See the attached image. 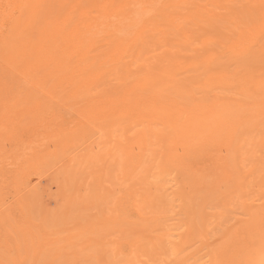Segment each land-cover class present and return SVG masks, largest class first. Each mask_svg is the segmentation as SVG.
<instances>
[{
  "label": "rangeland",
  "instance_id": "1",
  "mask_svg": "<svg viewBox=\"0 0 264 264\" xmlns=\"http://www.w3.org/2000/svg\"><path fill=\"white\" fill-rule=\"evenodd\" d=\"M1 1L0 20L12 10L23 29L18 37L4 29L12 48L4 50L9 57L2 51L6 65L0 60V264H264V91L252 84L264 83V0H187L124 45L97 36L83 62L63 38L45 36L46 26L64 22L72 10L76 18L67 23L78 20L81 29L117 24L124 6L111 16L107 0H73L75 7L71 0L44 1L38 13L45 29L37 25L40 13L27 21L26 12ZM58 7L62 16L68 12L62 19ZM243 31L256 32V40L231 48ZM38 37L43 47H33ZM53 42L60 51L53 52ZM47 46L56 58L45 59ZM44 59L56 69L51 64L50 72ZM152 86L164 97V113L152 111L157 101L146 94ZM133 91L139 93L129 104ZM216 104L235 118L232 133L217 139L214 159L187 153L197 105Z\"/></svg>",
  "mask_w": 264,
  "mask_h": 264
},
{
  "label": "bare ground",
  "instance_id": "2",
  "mask_svg": "<svg viewBox=\"0 0 264 264\" xmlns=\"http://www.w3.org/2000/svg\"><path fill=\"white\" fill-rule=\"evenodd\" d=\"M3 1V0H2ZM1 1V2H2ZM47 2L48 1V3L47 4H49V2L51 1H49V0H6V1H4L3 2V4L4 5H6L7 3L9 4V5H11L12 7H11V9H13V8H16V7H18V9H19V12H26L27 13V21H28V17H29V15H31V17H33V18H35L36 16H37V13H38V9H41V11H42V9H44V7L46 6L45 4L46 3H44V5L43 6H41L42 5V3L43 2ZM53 1V0H52ZM51 1V2H52ZM54 1H56V0H54ZM59 1V0H58ZM63 4L64 3H66L65 2V0L64 1H62V0H60ZM67 1H70V0H67ZM72 1L73 0H71L70 2H71V5H72ZM83 0H77L76 2H75V0H74V2L75 3H77L78 5H80L79 3H81ZM84 1H86V0H84ZM83 1V2H84ZM217 1V0H216ZM232 1H235V0H232ZM255 1V0H254ZM7 2V3H6ZM70 2H69V4H70ZM82 2V3H83ZM93 2V1H92ZM115 2L116 1H114V0H107V3H108V6L106 7L107 9L106 10H108V11H110L112 14H110V12H108V11H106V12H108L111 16H115V14L113 13V11H115V10H123V8L125 7V15H124V18L119 22V23H113V22H107V23H105L104 25H103V27H99V25H97V24H95V26L92 24H88L87 25V23L86 24H83V26H84V28H80V24H78V20H74L75 22H73L72 23V25H69L68 23H67V21L68 22H70V21H72L73 20V17L75 16V18H76V14L74 15V10H72V12L70 13V15L71 16H69V17H67V18H65L66 20L64 21V22H62V23H58L57 24V22H56V24L57 25H54L53 27H51L50 25L49 26H46V28H47V30H46V34H45V36L46 35H48L49 34V36L50 35H58L59 36V38L58 39H60V38H63L64 39V41L65 42H68V48L67 49H69V44L71 45L70 46V49H71V51L72 50H74V51H72L71 53H72V55L73 54H78V56H81V58H82V62L83 61H85L86 59H89V57L88 58H86L87 57V50L89 49V48H91V47H93L96 43V41H97V36H100V35H105L108 39H110V41L109 42H113L114 44H115V46H119V45H124V43H125V41H126V43H128L129 41H130V39L132 38V36L133 35H136V36H138L140 33H143L144 32V30L147 28V27H149L150 26V24H152L154 21H155V19L156 18H158L159 16H164L165 15V13L167 12V11H169L171 8L172 9H178V8H180V6H181V4H186L187 3V0H127V2L125 1V3L122 5V6H118L119 5V3L116 5L115 4ZM122 2H124V0L122 1ZM6 3V4H5ZM54 3V2H53ZM60 3V2H59ZM61 3V4H62ZM85 3V2H84ZM190 3V2H189ZM217 2H215V4H216ZM58 4V3H57ZM264 4V3H263ZM51 5H52V3H51ZM75 5L76 4H74V5H72V7H75ZM43 7V8H39V7ZM55 5L53 4V7H54ZM57 6V5H56ZM59 6H60V4H59ZM116 6H118V8H116ZM124 6V7H123ZM48 7V6H47ZM60 7H63V6H60ZM60 7H58V8H56L55 10H57V9H60ZM197 7V6H196ZM256 7V6H255ZM5 8H6V6H5ZM7 8H8V6H7ZM6 8V9H7ZM46 8V7H45ZM51 8V7H50ZM9 9H10V7H9ZM48 9V8H47ZM54 9V8H53ZM53 9H50V10H47V13H45L46 15H42V16H44L43 17V19L44 18H48L47 17V15L49 14V13H51V12H53V11H55V10H53ZM63 9V8H62ZM61 9V10H62ZM199 9H200V7H199ZM257 9V8H256ZM262 9V8H261ZM260 9V7H259V10H261ZM203 10V9H202ZM258 10V9H257ZM263 10V9H262ZM9 11V13H10V11H11V13L13 12L12 10H7L6 11V13ZM39 12L38 14L40 15V16H38V18L40 17V18H42L41 17V13L43 14V12ZM58 11V14H59V12H60V16H61V19L68 13V12H66L65 13V15L64 16H62V12L60 11V10H57ZM56 11V12H57ZM70 11V10H69ZM77 11V10H76ZM200 11H201V9H200ZM49 12V13H48ZM56 12H55V14H56ZM106 12H104V14H106V16H108L107 15V13ZM119 12V11H118ZM122 12V11H121ZM124 12H123V14H124ZM203 12V11H202ZM5 13V15H7L6 17H5V19L4 20H2V24H1V22H0V45L1 44H3V45H5L6 46V48H1L2 50H0V52H5L6 50H8L9 49V47L10 48H12L11 46L12 45H10V43L11 42H9L8 43V41L6 42L5 41V30L4 29H6V27H7V32L9 33V35L10 34H12L11 36L13 37L14 36V34H16V36L15 37H18L17 36V34H18V32H19V30H20V32H22V27L23 26H21V28L22 29H20L19 28V30L17 29L18 28V23H15V19L17 18H15V17H13V14L15 13V12H13L12 14L10 13V14H6ZM18 13V12H17ZM54 13V12H53ZM200 13V12H199ZM198 13V14H199ZM205 13V12H204ZM261 13V12H260ZM263 13V12H262ZM103 14V15H104ZM264 14V13H263ZM3 15H4V13H3ZM74 15V16H73ZM86 15V13H82L81 14V19L82 18H84V16ZM0 16H2V13L0 12ZM15 16V15H14ZM17 16V15H16ZM23 16V15H22ZM35 16V17H34ZM46 16V17H45ZM200 16V15H199ZM3 17V16H2ZM8 17H9V19H8ZM6 18L8 19V21H9V23L7 24V25H5L4 23H3V21L5 22V20H6ZM39 18V20H40V22L38 21V23H37V25H39V26H41V27H43V28H45L44 26V24L43 23H45L46 24V20H44L43 22H42V20ZM50 18H52L53 19V17L51 16ZM113 18V17H112ZM160 18V17H159ZM18 19V18H17ZM56 19V18H55ZM78 19V18H77ZM85 19V18H84ZM0 20V21H1ZM48 20H50V19H48ZM7 21V20H6ZM7 21V22H8ZM20 20H18V22H19ZM60 21V20H59ZM76 21H77V23H76ZM82 21H84V20H81V22ZM24 22H26V21H24ZM61 22V21H60ZM48 23V22H47ZM83 23V22H82ZM50 24V23H49ZM20 25H24V23L23 24H20ZM25 25H26V23H25ZM24 25V26H25ZM44 25V26H43ZM52 25V24H51ZM39 26L37 27V28H39ZM20 27V26H19ZM41 29V31L42 30H44L45 31V29ZM249 28V27H248ZM253 28V27H252ZM26 29V28H25ZM28 29V28H27ZM40 29V28H39ZM38 29V30H39ZM238 29V28H237ZM251 29V28H250ZM36 30V29H35ZM38 30H36L37 31V35L34 33V35H36V36H42V35H44L43 33L42 34H40L39 35V32H38ZM240 30H243V29H240ZM13 31L14 32H16V33H14L13 34ZM40 31V30H39ZM19 32V33H20ZM23 32H25V31H23ZM26 33V32H25ZM29 33V32H28ZM48 33V34H47ZM242 34H241V38L240 39H238L237 41H236V43H234L233 44V46L231 47V48H241L242 50H244L246 47H248V45L250 44V43H252V42H254L255 40H256V38H257V35H256V32H251V31H243V32H241ZM4 34V35H3ZM21 34V33H20ZM19 34V35H20ZM23 35H24V33H23ZM33 35V36H34ZM22 36V35H21ZM44 36V37H45ZM49 36H47V38L49 37ZM135 36V37H136ZM23 37V36H22ZM24 37H25V35H24ZM43 37V36H42ZM42 37H38L37 38V40H35L36 41V45H34V43H35V41H33L34 43H32L33 44V47H37V45H38V47L37 48H39V45H40V40H38V39H41ZM212 37V36H211ZM210 37V38H211ZM27 38V37H26ZM26 38H24L25 39V41H26ZM46 38V39H47ZM54 38V37H53ZM99 38V37H98ZM205 38H206V36H205ZM13 39V41L12 42H16V41H14L15 39L14 38H12ZM45 39V41H47V42H49V41H51L50 39H48V40H46ZM54 39H56V37L54 38ZM53 39V40H54ZM57 39V40H58ZM8 40V39H7ZM16 40H17V42H18V40L19 39H17L16 38ZM28 40V39H27ZM42 40V39H41ZM37 41H39V42H37ZM213 41V40H212ZM19 42H20V40H19ZM47 42L45 43H43V45H45L46 46V44H47ZM57 42V41H56ZM59 42H61V40L60 41H58V43ZM5 43V44H4ZM39 43V44H38ZM57 43V44H58ZM64 43V42H63ZM13 44V43H12ZM18 45H19V47L17 46V48H18V50H20L19 48H20V44L19 43H17ZM50 44V43H49ZM51 44H52V42H51ZM53 44H54V46L56 47V48H54L53 49V52L57 49V50H59L60 51V49L59 48H57V45H55V42H53ZM65 44V43H64ZM3 45H1V47L3 46ZM7 45H8V48H7ZM10 45V46H9ZM59 45H60V43H59ZM66 45V44H65ZM24 46V44H22V46H21V48ZM41 47H43L42 46V42H41V45H40ZM50 46V45H49ZM53 46V45H52ZM51 46V47H52ZM62 46H64V45H62ZM40 47V48H41ZM50 47V48H51ZM95 47V46H94ZM32 48V47H31ZM47 48H49L48 46H47ZM50 48H49V50H50ZM61 48V47H60ZM6 49V50H5ZM36 48H34V52L35 51H38V50H35ZM66 49V48H65ZM5 50V51H4ZM10 50V49H9ZM24 50V49H23ZM45 50H46V52L44 51V55H45V53H46V55L48 54L49 55V57H46L45 56V59L47 58V59H49L50 57L52 58V56H50L51 55V53L52 54H54V57L56 58L57 56V53H56V55H55V53H53L52 52V48H51V51H48L46 48H45ZM47 51H48V53H47ZM64 50H62V52H63ZM70 50H68V52H69ZM118 51V50H117ZM121 51V50H120ZM3 52H2V55H3ZM7 52V51H6ZM5 52V53H6ZM11 52H13V51H11ZM16 52V51H15ZM20 52H22V51H20ZM23 52H25V50L23 51ZM31 52V51H30ZM30 52H27V54H30ZM33 52V53H34ZM66 52H67V50H66ZM67 52V53H68ZM89 52V51H88ZM9 53V52H8ZM8 53H6L7 54V57H9L8 56ZM19 53V52H18ZM32 53V52H31ZM37 53H39V55L41 54V52L40 51H38V52H35L34 54H36V56H37ZM1 54V53H0ZM10 54H12V53H10ZM17 54V53H16ZM16 54H12L13 55V57H14V55L16 56ZM34 54H32V55H34ZM60 54V53H59ZM63 53H61V55H62ZM65 54V53H64ZM64 54H63V56H64ZM5 55V54H4ZM3 55V58H1L0 60H2V62L4 61V58H7V57H5ZM11 55V56H12ZM19 56H21L20 54H18ZM17 55V57H18V59L20 60H23L22 58H20L19 56ZM43 55V56H44ZM61 55H59V56H61ZM69 55H70V53H69ZM63 56H61L62 58H63ZM68 56V55H67ZM32 56H30V58H31ZM70 56H68V58H67V60H70V58H69ZM33 58V57H32ZM36 58V57H35ZM39 58H40V56H39ZM54 58V59H55ZM62 58H60V59H62ZM64 58H65V56H64ZM12 59V57L10 58V60ZM25 59V58H24ZM26 59H28V57L26 58ZM37 59V58H36ZM44 59V60H45ZM46 59V60H47ZM54 59H51V60H54ZM60 59H55V61L57 60V63H55V64H59L58 63V61L60 60ZM7 60V59H6ZM12 60H14V59H12ZM20 60V61H21ZM29 60V59H28ZM32 60L33 59H31L30 61L32 62ZM35 60V59H34ZM33 60V61H34ZM37 60H39V59H37ZM43 60V61H44ZM45 60V61H46ZM91 60V61H90ZM89 61H90V63L92 62V59H90ZM95 60V59H94ZM93 60V61H94ZM100 60V59H99ZM99 60H98V62L97 63H100L99 62ZM110 60V59H109ZM9 61V60H8ZM25 60H23V62H24ZM27 61V60H26ZM42 61V59L40 58V60L38 61V62H41ZM55 61H53V62H55ZM65 61H66V59H65ZM79 60H77V62H78ZM89 61H87V63H89ZM22 62V61H21ZM20 62V63H21ZM23 62H22V64H23ZM30 62V63H31ZM35 62V61H34ZM34 62H33V64H34ZM52 62V61H51ZM103 62V61H102ZM101 62V63H102ZM108 62V61H107ZM4 63V62H3ZM6 63V62H5ZM4 63V64H5ZM19 63V62H18ZM20 63H19V65H17V66H21L20 65ZM28 63V62H27ZM43 63V62H42ZM46 63L49 65H45V66H48L49 67V69L51 68L50 66H51V64L52 63H50V62H48V61H46ZM50 63V64H49ZM62 63V62H61ZM96 62L94 63V64H97ZM109 63H110V61H109ZM109 63H103V64H107V65H102V67H103V69H104V67H106V66H108V65H110ZM36 65H41L40 63H35ZM70 64V63H69ZM86 64V63H85ZM93 64V62H92V65H94ZM3 65V64H2ZM6 65V64H5ZM7 65L9 66V64L7 63ZM12 64H10V66H11ZM32 65V64H31ZM36 65H34V66H36ZM38 65V67H40ZM54 64H52V66H53ZM65 66L67 65V64H64ZM82 65H84V64H82ZM90 65V64H89ZM92 65H90V66H92ZM9 66V67H10ZM16 66V65H15ZM14 66V67H15ZM16 66V67H17ZM27 66V65H26ZM26 66H24V67H26ZM42 66V65H41ZM45 66H43V67H45ZM58 66H60V65H57V67ZM64 66V67H65ZM72 66V65H71ZM79 66L80 65H78V68H79ZM99 66V65H98ZM98 66H97V68H98ZM12 67H13V65H12ZM13 67V69H14V72L18 69H16V67L14 68ZM21 67H23V65L21 66ZM29 67V69H31L30 68V64H29V66H27V68ZM53 67H55V65L53 66ZM52 67V68H53ZM62 67V66H61ZM74 67V66H73ZM81 67V66H80ZM89 67V66H88ZM35 68V67H34ZM36 68H37V66H36ZM52 68H51V70H50V72L52 71ZM59 68V70L58 71H60V67H58ZM67 68V67H66ZM65 68V69H66ZM75 68H76V66H75ZM84 68H85V66H84ZM92 68V69H91ZM91 68H89V69H91L93 72L94 71H96V70H93V67H91ZM10 69H12V68H10ZM33 69V68H32ZM45 70H46V67L44 68ZM53 69H56V67L55 68H53ZM68 69H69V65H68ZM71 69V68H70ZM73 69V68H72ZM80 69V68H79ZM87 69V68H86ZM88 69V70H89ZM99 69V70H98ZM97 70L98 71H102V70H100V68H98ZM18 70H20V69H18ZM18 70L16 71L17 73H18ZM21 70H23V68L21 69ZM35 70H40V69H35ZM48 70V69H47ZM61 70H62V68H61ZM27 71H28V69H27ZM32 70H30V73H29V75L31 74V73H34V72H31ZM64 71V70H63ZM62 71V72H63ZM72 71H74V70H72ZM76 71V70H75ZM79 71H81V70H79ZM84 71V70H83ZM14 72H12V73H14ZM49 72V73H50ZM55 73H56V71H54ZM54 72H52L53 74H54ZM71 72V71H70ZM85 72H86V70H85ZM89 74H90V72L89 71H87ZM103 72V71H102ZM66 73V70L64 71V73H62V74H59V75H64ZM19 74V73H18ZM36 74V73H35ZM72 74V73H71ZM16 75V74H15ZM32 75V74H31ZM37 75V74H36ZM49 75H51V73L49 74ZM66 75V74H65ZM85 76H86V74H84ZM91 75V74H90ZM92 75H93V73H92ZM95 75V74H94ZM93 75V76H94ZM12 76H13V74H12ZM34 76V75H33ZM33 76H32V80H33ZM60 76V77H61ZM74 76H76L75 74H74ZM73 76V77H74ZM77 76H79V75H77ZM76 76V77H77ZM127 76H129V74L127 75ZM156 76H158V75H156ZM255 76V75H254ZM23 77V76H22ZM25 77V76H24ZM29 77H31V76H29ZM28 77V78H29ZM35 78H36V76H34ZM38 77V76H37ZM55 77H57L56 75H55ZM55 77H54V79H55ZM69 77V76H68ZM67 77V78H68ZM71 77V76H70ZM89 77V76H88ZM98 77V76H97ZM155 77V76H154ZM15 78V77H14ZM46 78V77H45ZM72 78V77H71ZM94 79L96 78V77H93ZM253 78V77H252ZM258 78V77H257ZM30 79V78H29ZM40 78L38 77V78H36V79H34V80H39ZM58 79V78H57ZM82 79V78H81ZM84 79V78H83ZM86 79V78H85ZM85 79H84V81H85ZM140 79V78H139ZM159 79V78H158ZM43 80H46V79H44L43 78ZM88 80H90V79H88ZM154 81H155V79H153ZM152 80V81H153ZM261 80V79H260ZM79 83H80V78H78V80H77ZM150 81H151V78H149V83H150ZM153 81V82H154ZM36 82V81H35ZM82 82V81H81ZM5 83V82H4ZM89 83V82H88ZM76 84V83H75ZM74 84V85H75ZM78 84V83H77ZM81 84V83H80ZM252 84H253V86L256 88V89H261V90H263L264 91V83H262V82H259L258 80L256 81V80H254V79H252ZM260 84H262V86H260ZM6 85V84H5ZM78 87H80L79 86V84L77 85ZM156 87V86H155ZM5 88V87H4ZM11 88H14V85H13V87H11L10 86V90H13V91H11V92H14V89H11ZM8 89H9V87H8ZM132 89V88H131ZM137 89V88H136ZM147 89V88H146ZM150 90H151V88H149ZM153 89H154V86H152V92H150L149 90H147L146 91V94H150V93H152V94H150L151 95V97H150V100L149 101H151V100H156L157 101V105H156V107L154 108V109H152V111H153V113H155V114H161V113H164V110L163 109H161V108H163V107H165V105H164V101L165 100H163L164 99V97H162L161 95H159V96H157V94H158V92H156V91H158V90H156V91H153ZM158 89V88H157ZM139 92H143V91H141V90H139V89H137ZM81 91H82V89H81ZM138 91H136L137 93H139ZM145 91V90H144ZM135 91H133V92H129V94H128V97L130 98V99H126V100H128L129 101V104H130V102L132 101V97L133 96H135V93H134ZM148 92V93H147ZM261 91H258L257 93H255V94H259ZM15 93V92H14ZM13 93V94H14ZM126 93H128V92H126ZM12 94V95H13ZM140 94H143V93H140ZM11 95V96H12ZM16 97V95H14V97H12V98H15ZM140 97V96H139ZM139 97H136V98H134L135 99V101H136V99L138 98L139 99ZM142 97V96H141ZM140 97V98H141ZM249 98V97H248ZM133 99V100H134ZM140 100V99H139ZM128 101H126L127 103H128ZM143 101V100H142ZM263 102H264V99L262 100ZM261 101V102H262ZM124 104V103H123ZM126 104V103H125ZM137 104H138V106H140L141 105V102L140 101H138L137 102ZM15 105V104H14ZM117 105L118 106H115L114 108H119V106L121 105L120 104V102H117ZM151 105V104H150ZM217 105H219V104H216V105H210L208 108H204V109H202V107H201V105H197V108H196V111H195V113L193 114V117H191L192 118V120L190 121V124H189V127L191 126L192 127V129H191V131L190 132H187V135H186V139L190 136V134L191 133H194L193 134V136H191L190 137V139L188 140V141H186V146H185V151L187 152V153H190L191 151H202V153H205V154H203L204 155V157H209V158H213V153H214V151H215V149H216V147L218 148V146L217 145H221V144H217V139H220V138H222L223 140H224V137L225 136H230V134L232 133V131H228V127H229V124H232V126H234L236 123H234L236 120H235V118L231 115V113H227V111H226V109L225 108H222L223 107V104L221 105L220 104V106L218 107ZM104 107L103 106V104H99V105H97L96 107L97 108H99L100 109V111H103L104 109H105V107L103 108V109H101V107ZM144 107V106H143ZM168 107V106H167ZM23 108V107H22ZM241 108V107H240ZM234 109H236V108H234ZM18 111V110H17ZM120 113H122V109H119L118 110ZM6 112H7V110H6ZM176 114H177V119L178 120H180V117L181 116H183V110L182 109H177L176 111H174ZM187 112V111H186ZM191 113H193V111H191ZM22 114V113H21ZM230 115V119L228 120V115ZM242 116V115H241ZM181 127V125H177L176 124V119H175V129H179ZM207 128H209L210 129V132L209 133H203V132H205V130L207 129ZM3 130V129H2ZM235 131V130H234ZM11 133V132H10ZM223 140H222V142H223ZM220 141V140H219ZM171 158H172V156H171ZM175 158H176V156H175ZM173 159V158H172ZM181 159V158H180ZM205 159V158H204ZM214 159V158H213ZM175 160H177V159H175ZM172 161V160H171ZM174 161H172V163H173ZM176 162V161H175ZM179 162V161H178ZM177 162V163H178ZM177 163L175 164V165H177ZM197 163V162H196ZM199 163V162H198ZM216 164H217V168L219 169V170H221V173L222 174H225V173H227V168H226V165L224 164V160L222 159V160H216ZM179 165V164H178ZM177 165V167L179 168V166ZM191 165V164H190ZM197 165V164H196ZM176 168V167H175ZM177 168V169H178ZM180 168H182V167H180ZM180 168H179V170H180ZM216 168V169H217ZM189 170V169H188ZM192 170H193V168H192ZM191 174V173H190ZM196 176V175H195ZM194 176V177H195ZM198 176H200V175H198ZM198 179H200V178H198ZM169 242H171V241H169Z\"/></svg>",
  "mask_w": 264,
  "mask_h": 264
}]
</instances>
